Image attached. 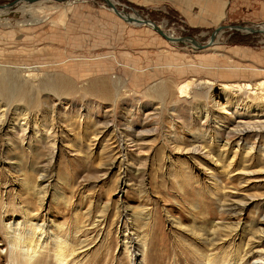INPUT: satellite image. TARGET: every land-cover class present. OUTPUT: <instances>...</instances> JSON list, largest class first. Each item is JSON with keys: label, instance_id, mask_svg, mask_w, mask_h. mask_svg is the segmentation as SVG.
Segmentation results:
<instances>
[{"label": "rangeland", "instance_id": "obj_1", "mask_svg": "<svg viewBox=\"0 0 264 264\" xmlns=\"http://www.w3.org/2000/svg\"><path fill=\"white\" fill-rule=\"evenodd\" d=\"M114 1L201 44L219 26H264V0H210V27L187 17L207 16V0ZM262 83L261 33L226 29L196 51L104 0L22 3L0 16V264H58L12 250L8 228L26 221L52 246L67 242L65 264L263 257Z\"/></svg>", "mask_w": 264, "mask_h": 264}, {"label": "bare ground", "instance_id": "obj_2", "mask_svg": "<svg viewBox=\"0 0 264 264\" xmlns=\"http://www.w3.org/2000/svg\"><path fill=\"white\" fill-rule=\"evenodd\" d=\"M43 1H47V0H43ZM42 0L39 1V3L43 2ZM109 2L115 6L116 2L114 0H109ZM25 4L28 5H35V4H29L26 2H23ZM38 4V3H37ZM7 12H9V10L7 11H3V15H5ZM1 14V13H0ZM1 16V15H0ZM118 17V16H117ZM136 20L140 19V16H133ZM67 16H64V18L61 20V23H64L66 21ZM121 19V18H120ZM123 20V19H122ZM126 22V21H125ZM129 23V22H128ZM133 24L135 26H145V24H140V23H130ZM55 25V24H54ZM149 26V25H146ZM63 27V26H62ZM151 29H153L152 26H149ZM262 28H264V26H261ZM160 28V26H159ZM154 30V29H153ZM157 32V31H156ZM166 34L168 32H165ZM160 35V34H159ZM172 35V34H171ZM163 37V36H162ZM173 37V35H172ZM174 39H176L175 37H173ZM169 41V40H168ZM171 42V41H170ZM5 73V70H3ZM38 69L35 68L33 69L30 73H29V79L31 81H34L36 78L35 72H37ZM41 71V70H40ZM42 73V72H41ZM37 74V73H36ZM47 74V73H46ZM25 76V75H24ZM68 78V77H67ZM41 79V78H40ZM39 80V79H38ZM29 81V80H28ZM37 81V80H36ZM197 82V81H195ZM71 83V82H70ZM199 83V82H198ZM34 84V83H33ZM205 85V84H210L208 81H200L199 85ZM68 85V84H67ZM179 85V84H178ZM196 85V84H195ZM61 86V85H60ZM261 86L264 87V83L261 84ZM194 87V83L192 81H187L184 82L183 84H180L177 87V90L179 92V95H181V97H185L188 94H190V92L193 90ZM196 87V86H195ZM227 87V86H226ZM223 87V88H226ZM69 89V88H68ZM228 90V88H226ZM250 86H248V89L246 90L245 88H243L242 90H240L239 92L242 93L244 92L246 93H250L251 90ZM254 91V90H253ZM0 92H4V91H0ZM153 92V91H152ZM1 93V94H2ZM6 93V92H5ZM4 93V94H5ZM154 93V92H153ZM1 109V108H0ZM5 112L0 113V118L3 120L5 117ZM206 118L209 117V113L206 112ZM26 127H28V123L26 124ZM22 129L23 132H25L23 129V127H20ZM27 129V128H26ZM249 132L248 128H239L238 129V135L242 136L244 134H247ZM38 133V132H36ZM51 134V133H50ZM46 137V136H45ZM50 139V135L48 136ZM47 137V138H48ZM195 150V149H194ZM35 187L30 186V189H34ZM195 224V223H194ZM23 225L22 222H18L16 224H11L8 228V241H9V245L12 248V250H16L19 255L26 259V260H31L33 257H37V255H44V256H48L49 254H52V256L54 257V259L56 260V262L58 264H65L66 259L68 257V252H69V247L67 246V242L59 237L55 238V242L53 244V246L50 244L52 241H49V238L47 237V235H45V231L44 227L38 226L37 224L34 225L32 224V222L26 221L25 222V226L23 229H21L20 227ZM196 225V224H195ZM8 226V225H7ZM194 226V225H193ZM192 226V229H194V227ZM204 233V232H203ZM197 239H201L203 236L201 234V232L196 231L195 232ZM47 238V239H46ZM51 248H50V247ZM182 253V252H181ZM183 255L185 253H182ZM182 254H179L182 256ZM194 254V253H193ZM238 258V256H237ZM237 258L230 256V255H226L225 253H219L218 255H216L215 257L209 259L207 258L206 260V264H233L237 261ZM38 259V258H37ZM205 260H203V258L201 257H196L194 259V262L191 264H203ZM254 261V262H253ZM264 262V256L260 257V258H256L253 259L249 264H262Z\"/></svg>", "mask_w": 264, "mask_h": 264}, {"label": "water", "instance_id": "obj_3", "mask_svg": "<svg viewBox=\"0 0 264 264\" xmlns=\"http://www.w3.org/2000/svg\"><path fill=\"white\" fill-rule=\"evenodd\" d=\"M39 1L41 0H15L14 2L8 3V4H4V5H0V15H3V11H7V10H11L14 7H16L17 5L22 4L23 2L29 3V4H37L39 3ZM43 1V0H42ZM50 1V0H49ZM105 3L107 4V6L109 7V9L119 18L123 19L126 22L129 23H140V24H145V25H149L152 26L153 29L155 31H157L161 36H163L165 39L169 40V41H173V42H177V41H181L184 43L190 42L193 45V48L196 51H203V50H207L211 47H214L215 45H217V38H219V36L221 35V33L226 30H237V31H244L247 33H261L264 34V28H262L261 26L259 27L260 29H256V28H252V27H247V26H242V25H238V26H219L217 29L214 30L213 34L211 35L209 42L207 44H201L199 43L195 38L192 37H186V38H179V39H174L172 37V35L168 32L167 34L161 29L159 28L158 25H156L155 23L149 21V20H145L141 17V15L138 13L137 10L133 9L134 14H129L127 12H125L124 10H119L117 8V6H113L109 0H104ZM133 16H140V19L136 20Z\"/></svg>", "mask_w": 264, "mask_h": 264}, {"label": "crops", "instance_id": "obj_4", "mask_svg": "<svg viewBox=\"0 0 264 264\" xmlns=\"http://www.w3.org/2000/svg\"><path fill=\"white\" fill-rule=\"evenodd\" d=\"M169 1L176 2V0H169ZM212 3H215V2H211L210 0H207L202 5L203 7H205L206 11H203L201 8V12L202 13L205 12V14L207 16H199L197 18L192 17V16H187L190 23L196 24L194 27H210V26L217 24L216 22H217L218 16H210V14H211L210 12L212 11L211 10V4ZM197 10H200V8Z\"/></svg>", "mask_w": 264, "mask_h": 264}]
</instances>
